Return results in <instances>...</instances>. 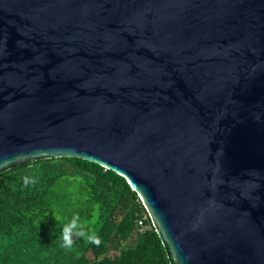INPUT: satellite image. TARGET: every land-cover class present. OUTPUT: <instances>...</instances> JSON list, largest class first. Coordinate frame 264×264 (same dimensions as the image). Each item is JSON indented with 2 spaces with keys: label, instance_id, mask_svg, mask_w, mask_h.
Here are the masks:
<instances>
[{
  "label": "water",
  "instance_id": "obj_1",
  "mask_svg": "<svg viewBox=\"0 0 264 264\" xmlns=\"http://www.w3.org/2000/svg\"><path fill=\"white\" fill-rule=\"evenodd\" d=\"M124 178L169 264H264V0H0V173Z\"/></svg>",
  "mask_w": 264,
  "mask_h": 264
},
{
  "label": "trees",
  "instance_id": "obj_2",
  "mask_svg": "<svg viewBox=\"0 0 264 264\" xmlns=\"http://www.w3.org/2000/svg\"><path fill=\"white\" fill-rule=\"evenodd\" d=\"M26 176L35 182L25 185ZM53 215L60 220L54 221ZM74 215L85 236L73 235L71 247L66 248L58 237ZM138 219L148 227L143 232H138ZM0 264L169 261L124 178L81 159L58 158L24 163L0 173Z\"/></svg>",
  "mask_w": 264,
  "mask_h": 264
},
{
  "label": "clouds",
  "instance_id": "obj_3",
  "mask_svg": "<svg viewBox=\"0 0 264 264\" xmlns=\"http://www.w3.org/2000/svg\"><path fill=\"white\" fill-rule=\"evenodd\" d=\"M35 182V178L33 177H24V184L28 185L29 183H34ZM52 218L54 219V221H59L60 217L59 216H55L53 215ZM73 221H76L77 223L75 224V226H73ZM75 235L77 237H83L85 236L84 231L82 230V226L79 223V217L74 215L73 218L71 220L68 221V223L64 224L61 228V233L60 236L58 237L61 240V246L66 247V248H70L73 240H72V236ZM87 238H91L90 236Z\"/></svg>",
  "mask_w": 264,
  "mask_h": 264
},
{
  "label": "built area",
  "instance_id": "obj_4",
  "mask_svg": "<svg viewBox=\"0 0 264 264\" xmlns=\"http://www.w3.org/2000/svg\"><path fill=\"white\" fill-rule=\"evenodd\" d=\"M137 226H138V232H143L145 231L148 227L146 225L143 224V220L142 219H138L136 221Z\"/></svg>",
  "mask_w": 264,
  "mask_h": 264
}]
</instances>
